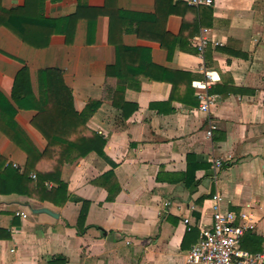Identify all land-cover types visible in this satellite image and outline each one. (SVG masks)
<instances>
[{
    "label": "crops",
    "instance_id": "1",
    "mask_svg": "<svg viewBox=\"0 0 264 264\" xmlns=\"http://www.w3.org/2000/svg\"><path fill=\"white\" fill-rule=\"evenodd\" d=\"M25 4L58 23L35 28L43 46L0 24V172L47 147L32 122L43 68L62 72L77 111L98 101L86 125L106 143L42 165L48 188L66 184L61 205L0 178V264H187L216 195L247 225L241 246L263 250L264 0H0ZM199 91L218 102L201 110Z\"/></svg>",
    "mask_w": 264,
    "mask_h": 264
},
{
    "label": "trees",
    "instance_id": "2",
    "mask_svg": "<svg viewBox=\"0 0 264 264\" xmlns=\"http://www.w3.org/2000/svg\"><path fill=\"white\" fill-rule=\"evenodd\" d=\"M185 3L188 5L187 0H185ZM202 6L205 5L194 7L199 8ZM26 9V4L13 9L0 6V24L7 26L25 42H31L35 46L46 45L49 42L50 35H38L33 32L35 28L47 29L48 27H54L58 21L44 19L38 15L31 17L26 13ZM184 27H186V24ZM26 29H30L31 33L29 35ZM123 49L122 45H118V57ZM126 49L129 50V48ZM158 68L166 70L160 66ZM38 84L39 99L34 105L37 114L32 122L47 139V147L42 152L26 148L28 161L25 169L20 172L13 167L3 168L0 172V178L2 182L7 178L14 177L24 184L26 187L24 191L30 196L61 205L67 200L68 196L66 184L61 182L59 186L48 188L42 178V165L49 162L60 168L64 161L71 156L83 155L90 150H96L98 153L103 154L106 140L103 135L86 125L87 118L97 107L98 101L91 100L81 112L77 111L74 106L72 91L65 83L62 72L56 68L40 69L38 71ZM172 84L174 85L173 82ZM118 91L115 90V93L118 94ZM113 104L124 108L115 98H113ZM31 170L36 171V180L29 176ZM29 187L33 189L30 190ZM0 189H2L1 185Z\"/></svg>",
    "mask_w": 264,
    "mask_h": 264
},
{
    "label": "built area",
    "instance_id": "3",
    "mask_svg": "<svg viewBox=\"0 0 264 264\" xmlns=\"http://www.w3.org/2000/svg\"><path fill=\"white\" fill-rule=\"evenodd\" d=\"M187 2L193 6H200L212 5L214 0H187ZM206 32L207 29L204 28L199 35L194 37V43L200 49H203L209 41ZM206 75L207 81L194 83L197 88H205V85L213 79L211 71L206 70ZM198 94L201 99V110L207 111L218 102V99L213 95L202 91H199ZM214 127V123H211L207 129L208 135L211 134V129ZM221 164V160H215V165L220 166ZM13 165L18 166L17 163H13ZM215 199L213 222L211 226L202 228L199 240L188 250L187 264H264V249L249 251L241 246V237L247 225L243 222L236 223L235 213L221 208L218 195L215 196ZM18 214L27 215L25 212H18ZM184 221L189 223V218H185Z\"/></svg>",
    "mask_w": 264,
    "mask_h": 264
},
{
    "label": "water",
    "instance_id": "4",
    "mask_svg": "<svg viewBox=\"0 0 264 264\" xmlns=\"http://www.w3.org/2000/svg\"><path fill=\"white\" fill-rule=\"evenodd\" d=\"M40 210H45V209H40Z\"/></svg>",
    "mask_w": 264,
    "mask_h": 264
}]
</instances>
